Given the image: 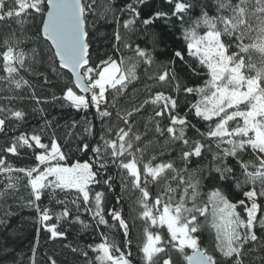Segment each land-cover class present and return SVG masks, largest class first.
Listing matches in <instances>:
<instances>
[{"label":"snow or ice","instance_id":"snow-or-ice-1","mask_svg":"<svg viewBox=\"0 0 264 264\" xmlns=\"http://www.w3.org/2000/svg\"><path fill=\"white\" fill-rule=\"evenodd\" d=\"M136 3L143 4L144 0H136ZM216 4L217 13L227 14L209 17L202 10V16L185 32V51L189 57L195 58L208 78L202 86L185 85L183 91L200 96V100L190 109L194 110L196 117L205 121L218 118L214 127L201 134L215 141L218 150L212 154L215 176L210 175L209 179L232 183L239 189L247 187V191H242L243 199L233 203L221 188L216 187L208 194L207 203L199 206V169L189 175L188 165L193 159L202 158L205 151H210L211 143L194 141L191 150L181 147L179 161L182 167L179 168L172 160L153 163L157 160L155 155L144 161L152 141L146 140L141 145L148 128L145 125V132H134L136 122L132 118L146 105L154 107V118L150 123H153L155 133L164 136L166 132L171 142L180 141L184 146L189 144L185 139V127L188 126L186 117L173 114L178 106L177 99L158 91L140 102L139 107L118 110V124L107 129L102 127L95 133L94 125L85 118L82 132L75 131L80 125L72 121L62 141L55 137L54 131L49 143H44L40 134L17 137L0 154V173L5 176V182L0 187V200H21L22 207L34 210L40 229L50 233L53 240L67 237L66 231L58 229V223L68 221L73 215L69 203L75 209L73 222L82 229L90 227L80 218L82 211L89 213L97 226H107L109 221L105 218L103 206L105 193L95 191L93 186L114 190L116 178L108 174L109 168L114 166L118 170L121 186L127 189L130 184L133 190L140 193L136 201L140 209L138 218L147 225L143 229L144 243L139 248L143 264H245L246 256L255 251L253 245L264 251V236L258 235V232L264 233V0H216ZM192 7V0L175 5L178 14ZM119 12L128 16L122 27L134 30L141 16L138 8L133 3H126ZM29 13L34 21H38L34 33L36 42L46 44L50 54L41 56L40 49L33 48L29 57L23 50L16 51L12 46H7L2 53L4 71L8 74L4 79L15 88L29 87L30 99L40 105L50 101L37 96L28 80L22 76L16 78L20 70L37 75L45 85L49 83V74L59 76L63 70H69L70 84L65 85L60 97L53 94L51 102L66 101L68 106L78 111L94 106L95 115L102 124L110 121L113 112L109 111V104L116 108V97L123 95L128 85L139 78L137 62L152 65L153 53L139 44L133 46L134 42L122 37L120 21L110 6V0L102 12L97 11V0H11V3L0 0V20L15 17L20 21L23 15ZM108 15H112L113 22L117 24L113 33L117 47L113 51H120L122 46L131 50L134 58L121 56L117 60L105 53L106 58L98 61L92 59L88 21L91 19L95 25L100 18L107 21ZM162 15L156 12L143 19L142 23L150 25ZM201 25L208 29L203 35L197 32ZM12 42L16 45L21 43L15 37ZM5 44L10 45V41L6 39ZM254 55L257 57L255 60ZM172 57L165 70L153 78L158 83L173 82L174 90L178 93V71H183V68H178L177 61L185 64V53L174 50ZM26 61H31L28 67ZM38 68H44V71H38ZM191 71L193 75L200 74L195 68ZM246 71L255 74L246 75ZM89 93L90 97L87 95ZM38 110L44 111L43 108ZM3 112L17 120H22L25 115L22 110L0 107V113ZM157 117L169 118L170 125L166 129L161 128L160 121L155 119ZM119 122L124 126L120 127ZM230 122H234V126H230ZM53 123V120H45L46 126ZM177 125L181 127L177 129ZM5 126V118H0V132L4 131ZM94 135L99 139H88ZM73 143L76 152L91 153L92 161H77L70 166L62 163L69 159ZM21 148L40 150L35 155L38 164L17 168L9 163L8 154L19 156ZM248 152L253 158L247 161L241 159ZM230 158L235 162L233 165L228 163ZM21 173L26 178L27 199L18 196L21 181L18 174ZM101 176L106 178L101 180L98 178ZM149 183L159 190L150 193ZM73 191L75 198L70 202L59 198V194L67 197ZM46 196L49 203L42 206ZM53 203L61 206L59 211L51 207ZM238 208L241 211H237ZM242 212L246 215H242ZM8 215L10 213L6 212L5 216ZM108 215L122 229V234L128 237L130 222L122 212L113 209ZM201 217L204 218L203 223ZM54 218L56 222H52ZM2 223L5 221L0 220ZM165 225L169 234L167 240L159 232L149 230ZM208 225L214 232L212 253L201 246V236ZM101 235L103 240L93 249L99 264H133L135 257L130 248L122 250L103 233ZM127 244L131 245L132 240L128 239ZM83 255L87 257L88 253L85 251ZM48 264H57V261L50 257ZM261 264H264V257H261Z\"/></svg>","mask_w":264,"mask_h":264},{"label":"trees","instance_id":"trees-1","mask_svg":"<svg viewBox=\"0 0 264 264\" xmlns=\"http://www.w3.org/2000/svg\"><path fill=\"white\" fill-rule=\"evenodd\" d=\"M187 2V0H144L143 4H137L136 0H110V6L112 7L115 16L120 21V33L125 40L139 44L141 48H146L153 53L154 63L146 66L143 62H137V80L132 81L126 90V92L116 97V108H113L109 104V111L113 112V118L110 121L101 123L98 116L95 115V107H91L88 110H76L73 107L68 106L67 102H51V96L55 94L60 97L62 95V89L65 85L70 84L71 74L67 70H63L59 76L55 74H49V83L44 84L40 77L28 72L24 69L20 70L19 77H23L28 80L31 88L35 89L37 96L42 99L47 98L50 102L37 105L34 100L30 99L31 89L27 86L21 88H15L14 85H10L8 80L4 79L8 74L4 71V61L2 53L6 50L7 46H12L16 51L23 50L27 56H31L33 48L40 49V55L43 56L48 53L47 45L41 42H36L35 31L36 23L31 18V13L23 15L18 21L15 17L0 20V107L5 109L22 110L25 115L22 120L11 118L9 113H0V118H5L6 126L3 132H0V154L2 149L9 146V143L14 141L22 134L31 136L32 134H40L44 143H49L52 137L53 131L55 137L58 140L65 139V132L67 126L72 121L79 122V127L75 129L76 132L81 133L84 126V119L94 125L93 132H97L100 128L107 129L118 124L116 120V112L121 109H130L132 107H139V103L144 99L149 98L156 92H164L165 94L173 95L177 99V108L174 111V115L180 117H186L188 126L185 127V139H188L189 144L187 146L182 145V142H171L168 139V134L165 132L164 136H160L155 133L153 123L150 121L154 118V107L152 105H146L139 114L133 116V120L136 122V128L133 131L145 132V125H147L148 132L145 140L141 141L143 145L146 140H151L152 145L145 153L144 161L147 162L151 155L157 156V160L153 163L161 161L172 160L175 162L176 167H182L179 156L181 147L185 150H191L194 146V141H199L204 144H212L210 151H205L202 158L193 159L192 163L188 165L189 175L192 171L199 169L198 176L201 178L199 206L207 203L208 194L213 188L219 187L228 196V199L233 203L243 199L242 191H247L248 188L244 187L239 189L235 184L228 182H217L214 179H209V176H215L213 171V159L212 154L218 150L215 147V141L209 140L206 134L210 128L214 127L218 118H214L213 121H205L200 117L194 115V110H190L191 106L195 104L200 96L198 94L185 93L183 88L185 85L189 87L202 86L204 81L208 78L205 72L201 71V66L195 60V58L189 57L185 51L187 41L184 39L185 32L192 28L197 19L202 16L203 12H207L209 17L217 15H226V12L217 13L216 0H192L193 7L183 13L178 14L175 9L176 3ZM235 2V0H233ZM11 3V0H9ZM109 3V0H97V11L102 12L104 6ZM126 3H133L141 13L140 18L136 21L134 30H125L122 27L124 19H127V14L121 15L119 9ZM156 12L163 13L164 15L154 19L150 25H144L143 19L153 16ZM183 15V19H181ZM88 27L90 30V52L93 60L106 58L105 53L112 56L113 59H119L121 56L125 58L133 57L134 53L126 48L121 47L120 51H113L117 47L113 38V33L117 29V24L113 22L112 15H108L107 21L103 18L97 20L95 25L93 21L89 19ZM207 27L201 25L197 28V32L203 35L207 31ZM13 37L18 38L21 43L16 45L13 43ZM10 41V45L5 44V40ZM155 40V42H154ZM174 50H180L185 53L186 63L181 65L177 61L178 68L182 67L183 71H178V80L180 84V91L177 93L174 90V83L157 82L153 77L162 73L165 70V66L173 58L172 53ZM253 59H257L254 55ZM31 61H26V67H28ZM45 63V67H46ZM195 68L199 75H193L191 69ZM38 71H44V68H38ZM246 75H254V72L246 71ZM111 92V90H109ZM78 94H82L79 93ZM107 95V94H106ZM11 98V99H10ZM111 100V96H109ZM43 108L44 111L40 112L38 109ZM53 120L51 125H45V120ZM160 121V127L166 129L170 125V119L155 118ZM119 126L123 127V123L119 122ZM230 126H234V122H230ZM181 126L177 125L179 129ZM88 139L98 140L99 136H92ZM63 147V145H62ZM73 151L69 154V159L63 161V163L71 164L75 161H92L91 153H83L75 151V143L71 145ZM67 152V149H64ZM19 156H13L8 154V162L14 167H33L38 162L35 160V155L40 150L21 148ZM139 157V154H137ZM250 152L242 155L241 159L247 161L252 159ZM228 163L233 165L235 162L231 158ZM117 169L113 166L109 168L108 174L116 178L114 184V190H109L105 186L95 187V191H103L105 193L104 198V212L105 218L108 219L109 224L107 226H97L96 222L91 218L89 213L81 212L80 218L90 225L86 230L82 229L78 223H74L75 209L69 203L72 216L68 221H60L58 223V229L67 232L66 238H57L55 240L50 238V233H46L45 230L40 229L38 222L35 219L34 210L22 207V201L19 199L9 198L6 202L0 200V220H4L5 223L0 224V264H48V259L54 258L57 264H99L96 261L97 253L93 250L95 245L103 240V236H107L109 241H114L115 244L122 250L130 248L135 259L133 264H143L141 259L142 253L139 248L144 243L143 229L147 225L138 218V212L140 209L137 207L136 201L140 196L137 190H133L131 185L127 189L121 186L120 178L117 176ZM21 176L19 184L18 196H22L25 199L28 197V190L26 188V178L23 174ZM99 179L106 178L105 176L98 177ZM5 182V176L0 173V187ZM163 183V182H161ZM175 187V184H173ZM150 193H155L159 189L151 183L148 185ZM60 199H67L69 202L75 198V192L69 193L67 197L64 194H59ZM49 201L47 196L43 200V205H48ZM151 204V201H149ZM10 205V207H9ZM55 211H59L61 206L51 205ZM115 209L122 212L126 220L130 222V234L125 237L122 234V229L116 225V222L111 220L108 213ZM237 211H241L240 208ZM10 215L5 216V213ZM242 215H246L242 212ZM201 222H204V218L201 217ZM52 222H56L55 218ZM116 225V226H114ZM39 229V232L37 231ZM150 231L159 232V234L167 240L169 234L167 227H154L150 228ZM258 235L264 236V233L258 232ZM213 238L214 232L208 225L201 236L202 247L208 249L209 253L213 252ZM131 239L132 244L128 245L127 240ZM92 245L93 247H88ZM33 248H35V255L33 256ZM254 252L246 256L245 264H261V257H264V251H261L258 246L253 245ZM76 249V251H73ZM87 252L85 257L83 252ZM218 255V253H217Z\"/></svg>","mask_w":264,"mask_h":264},{"label":"rangeland","instance_id":"rangeland-1","mask_svg":"<svg viewBox=\"0 0 264 264\" xmlns=\"http://www.w3.org/2000/svg\"><path fill=\"white\" fill-rule=\"evenodd\" d=\"M200 100V99H199ZM84 161H86V160H84ZM84 161H79V162H81V163H83ZM77 161H75V162H73V163H71V164H67V165H72V164H74V163H76ZM63 163V162H62ZM64 164H66V163H64ZM41 167H43V166H41ZM154 232V231H153ZM155 233V232H154Z\"/></svg>","mask_w":264,"mask_h":264},{"label":"water","instance_id":"water-1","mask_svg":"<svg viewBox=\"0 0 264 264\" xmlns=\"http://www.w3.org/2000/svg\"><path fill=\"white\" fill-rule=\"evenodd\" d=\"M67 71V70H66ZM69 71V70H68ZM70 72V71H69ZM83 94V93H82ZM89 97H90V93L89 94H87Z\"/></svg>","mask_w":264,"mask_h":264}]
</instances>
